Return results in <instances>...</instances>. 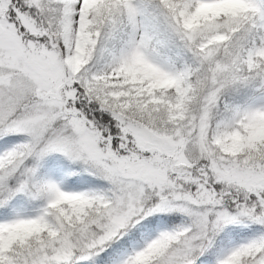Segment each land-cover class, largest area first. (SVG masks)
Wrapping results in <instances>:
<instances>
[{
	"label": "snow or ice",
	"instance_id": "6c2138e0",
	"mask_svg": "<svg viewBox=\"0 0 264 264\" xmlns=\"http://www.w3.org/2000/svg\"><path fill=\"white\" fill-rule=\"evenodd\" d=\"M0 264H264V0H0Z\"/></svg>",
	"mask_w": 264,
	"mask_h": 264
}]
</instances>
